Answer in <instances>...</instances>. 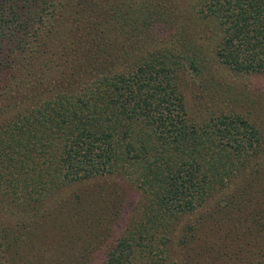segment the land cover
Instances as JSON below:
<instances>
[{
  "label": "trees",
  "instance_id": "trees-1",
  "mask_svg": "<svg viewBox=\"0 0 264 264\" xmlns=\"http://www.w3.org/2000/svg\"><path fill=\"white\" fill-rule=\"evenodd\" d=\"M221 70L264 75V0H0V264H264L263 104Z\"/></svg>",
  "mask_w": 264,
  "mask_h": 264
},
{
  "label": "rangeland",
  "instance_id": "rangeland-1",
  "mask_svg": "<svg viewBox=\"0 0 264 264\" xmlns=\"http://www.w3.org/2000/svg\"><path fill=\"white\" fill-rule=\"evenodd\" d=\"M188 1L190 2L191 0ZM218 74L222 80H224L231 87L237 88V94H242L247 98L250 97L253 101H261L263 104L262 108L264 109V75L232 76L224 70H221V72ZM198 87L199 84L189 81L183 90L187 108L191 112L200 108L203 104H207L205 99H199V96L202 94V92ZM241 111L246 113L249 111V107H246L245 109L241 107ZM261 124L264 127V123ZM104 187L111 188L112 191L113 189L124 190L126 199L130 198L131 196V189L129 185L124 183L122 180L113 177L99 178L89 182L75 184L68 188L60 197L58 204H62L65 200H75L76 195H83L91 192L94 194L95 192L99 191V188Z\"/></svg>",
  "mask_w": 264,
  "mask_h": 264
}]
</instances>
